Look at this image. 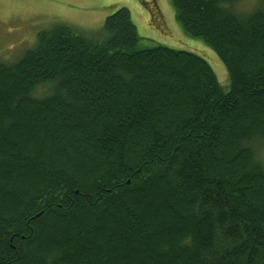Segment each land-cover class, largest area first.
Listing matches in <instances>:
<instances>
[{
    "label": "trees",
    "instance_id": "trees-1",
    "mask_svg": "<svg viewBox=\"0 0 264 264\" xmlns=\"http://www.w3.org/2000/svg\"><path fill=\"white\" fill-rule=\"evenodd\" d=\"M237 1L170 0L226 91L126 8L0 63V264H264V0Z\"/></svg>",
    "mask_w": 264,
    "mask_h": 264
},
{
    "label": "rangeland",
    "instance_id": "rangeland-1",
    "mask_svg": "<svg viewBox=\"0 0 264 264\" xmlns=\"http://www.w3.org/2000/svg\"><path fill=\"white\" fill-rule=\"evenodd\" d=\"M257 0H238L233 9H254ZM126 8L141 37L139 47L160 44L191 51L204 58L226 91L230 81L226 68L214 50L200 39L188 36L175 18L170 0H0V63L11 64L32 48L37 34L56 25H68L84 34L101 30L106 17ZM43 85L35 92H49ZM255 159L264 165V140L253 142Z\"/></svg>",
    "mask_w": 264,
    "mask_h": 264
}]
</instances>
